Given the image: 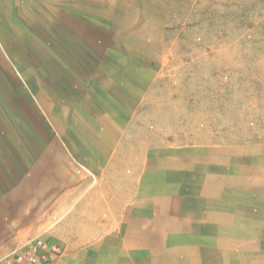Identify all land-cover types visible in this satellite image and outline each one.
<instances>
[{
    "label": "rangeland",
    "instance_id": "obj_1",
    "mask_svg": "<svg viewBox=\"0 0 264 264\" xmlns=\"http://www.w3.org/2000/svg\"><path fill=\"white\" fill-rule=\"evenodd\" d=\"M107 22L144 70L137 93L108 83L109 44L88 43ZM148 22L162 42L133 30ZM260 150L264 0H0V257L41 237L62 264H184L171 233L214 248L208 264H264V204L228 200L247 187L235 156ZM203 181L228 195L193 204ZM118 230L143 231V252L93 247Z\"/></svg>",
    "mask_w": 264,
    "mask_h": 264
},
{
    "label": "crops",
    "instance_id": "obj_2",
    "mask_svg": "<svg viewBox=\"0 0 264 264\" xmlns=\"http://www.w3.org/2000/svg\"><path fill=\"white\" fill-rule=\"evenodd\" d=\"M149 24L151 27H154L157 29V38L155 39V42L163 41V26L154 23V22H148L144 25H136L133 30L136 33H144L148 28ZM100 26H96V30ZM103 29V37L98 38L99 36L96 35L95 32H91L89 34L88 43L96 46V47H102L105 51L106 44H109V47L106 50H109L107 53L110 57V61H113V64H111L110 72H109V81L108 83L113 86L116 90H123L128 92H139L138 88L141 84V80L143 77L144 70L143 69H129L128 67V36L126 32H123V36L121 33H118L116 29L114 28L113 24L111 22H107L104 24V26L100 27ZM159 32V33H158ZM102 39V42H101ZM105 40V41H104ZM161 41V42H162ZM108 46V45H107ZM119 48V51H117ZM106 54V53H105ZM117 66V67H115ZM133 78L134 80L128 81L127 78L129 77ZM139 77V83L137 78ZM136 106V104H135ZM235 156L237 159V164L233 165L232 170L230 172L232 173H246V182L241 181L244 184H246V190L243 188H231L229 190L230 192V198H228L229 201L232 203H241L245 202L247 204H264V150H260L257 153L250 154V158L244 160L242 155ZM225 188H220L219 190L215 192H208V185L206 183L201 182L199 185V188L196 191V194H192L193 198V204H201L206 205L208 203H215L218 204V202H221V200H224L225 195H228ZM188 193L185 192L184 195V203H191L189 201V197L187 195ZM136 201L137 204H143L144 199L143 196L140 195V193L136 192ZM228 196H226L227 199ZM246 199L242 200V199ZM153 203H158L157 198H153ZM227 200V201H228ZM179 199L176 196H171L167 199V202L160 201L159 203H178ZM204 216V215H203ZM3 220V216H0V244L2 238L5 236L7 230L2 225L1 221ZM144 232L141 230H118V231H109L107 234L103 235V239L100 241H94L93 247H101V245H104L105 247H109L111 251L113 252H119L123 253L127 250H137L136 252L142 253L145 247L144 244ZM184 237L189 236L191 234L190 231L184 230ZM160 237H165L166 239L162 240V243H164L165 248L167 249L168 253H175L177 256V253H182L183 258L177 259L178 261H182L184 264H187L189 261L190 264L193 262V264H208V259L211 258V253L213 252L214 248H209L207 244H201L196 246H190L188 244L181 245L180 243H177L175 241V237H177L176 234H160ZM177 240V239H176ZM26 241V240H25ZM24 242H20L22 244ZM9 246L11 245L10 242L7 243ZM19 245V244H18ZM16 246V245H15ZM130 248V249H129ZM164 249V248H163ZM5 251V250H4ZM6 253V251L4 252ZM192 254L193 256L189 255ZM63 258V257H62ZM193 259V261H190ZM122 260V257H121ZM173 260H175V257H173ZM176 260V261H177ZM60 264H62V259L60 261ZM219 264H224L223 262H220ZM240 264V263H239Z\"/></svg>",
    "mask_w": 264,
    "mask_h": 264
},
{
    "label": "built area",
    "instance_id": "obj_3",
    "mask_svg": "<svg viewBox=\"0 0 264 264\" xmlns=\"http://www.w3.org/2000/svg\"><path fill=\"white\" fill-rule=\"evenodd\" d=\"M62 247L55 241L35 237L9 249L0 264H60Z\"/></svg>",
    "mask_w": 264,
    "mask_h": 264
}]
</instances>
